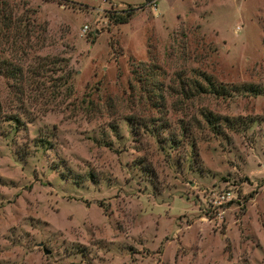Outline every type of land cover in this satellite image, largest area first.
I'll list each match as a JSON object with an SVG mask.
<instances>
[{
	"label": "rangeland",
	"instance_id": "obj_1",
	"mask_svg": "<svg viewBox=\"0 0 264 264\" xmlns=\"http://www.w3.org/2000/svg\"><path fill=\"white\" fill-rule=\"evenodd\" d=\"M0 264H264V0H0Z\"/></svg>",
	"mask_w": 264,
	"mask_h": 264
},
{
	"label": "trees",
	"instance_id": "obj_2",
	"mask_svg": "<svg viewBox=\"0 0 264 264\" xmlns=\"http://www.w3.org/2000/svg\"><path fill=\"white\" fill-rule=\"evenodd\" d=\"M131 15L130 11H127L123 14H116L113 16V21L115 23H123L126 22ZM205 85L200 84L197 81H193V84L196 87V90H199L201 92H209L213 94L214 96H224V95H229L231 91H237L238 89L235 87V89H231L226 87L225 85L222 84H217L210 76L205 75L203 76ZM248 89L245 88V90L248 91H253L254 93H259V90L256 88H253L252 85H247ZM203 117L205 118L206 122L209 124L210 128L214 131H219L221 129V123H226L229 127H235L233 126L234 124L232 121L225 117V116H217L210 112L209 110H204L202 112ZM17 119V118H14Z\"/></svg>",
	"mask_w": 264,
	"mask_h": 264
},
{
	"label": "water",
	"instance_id": "obj_3",
	"mask_svg": "<svg viewBox=\"0 0 264 264\" xmlns=\"http://www.w3.org/2000/svg\"><path fill=\"white\" fill-rule=\"evenodd\" d=\"M43 251L45 252V253H48L49 251L47 250V249H45V248H43Z\"/></svg>",
	"mask_w": 264,
	"mask_h": 264
}]
</instances>
